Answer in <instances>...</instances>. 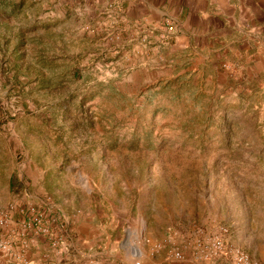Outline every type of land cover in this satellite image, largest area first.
Wrapping results in <instances>:
<instances>
[{
  "label": "rangeland",
  "instance_id": "1",
  "mask_svg": "<svg viewBox=\"0 0 264 264\" xmlns=\"http://www.w3.org/2000/svg\"><path fill=\"white\" fill-rule=\"evenodd\" d=\"M135 3L0 0L4 264H121L125 235L132 264H231L222 235L264 263V65L173 76L179 23Z\"/></svg>",
  "mask_w": 264,
  "mask_h": 264
},
{
  "label": "crops",
  "instance_id": "2",
  "mask_svg": "<svg viewBox=\"0 0 264 264\" xmlns=\"http://www.w3.org/2000/svg\"><path fill=\"white\" fill-rule=\"evenodd\" d=\"M136 1L139 4L135 3L134 7L138 5L143 16L138 14V20L149 19V16L154 19L162 14H173L179 23L180 28L166 46L167 54L173 58L169 60L170 67H173L171 70L173 76L201 75L205 66L214 62L216 57L229 60L241 58L242 62L247 65H264V0ZM130 6L129 2L128 8ZM137 28L136 33H138ZM139 44L141 46L134 45V49L142 50L147 47ZM149 49L152 52L147 56L153 58L159 46L149 47ZM189 66H196V68L191 67L192 72L190 73ZM218 73L226 75L225 72ZM106 233L111 239L112 234ZM88 234L86 238H89ZM126 239L127 235L119 243V258L121 264H132L135 258L142 256L143 248L139 243L138 247L128 245ZM124 241L127 243H123ZM110 251L113 252L114 248L111 247ZM114 254L117 253H112L111 256ZM4 261L1 259L0 264H4ZM143 264H147L146 261ZM155 264L189 263L172 262L163 252V255L157 256Z\"/></svg>",
  "mask_w": 264,
  "mask_h": 264
},
{
  "label": "built area",
  "instance_id": "3",
  "mask_svg": "<svg viewBox=\"0 0 264 264\" xmlns=\"http://www.w3.org/2000/svg\"><path fill=\"white\" fill-rule=\"evenodd\" d=\"M173 30H174V27L172 25H169L168 31L173 32ZM34 220L39 221V219L37 218ZM7 223H8V220L6 218V215L0 214V228L4 229ZM224 231H227V230L224 229ZM223 233L225 232H222V234ZM9 250H11V247L8 244V242L0 240V251H9ZM209 253H211L212 255L218 256V257H221V256L228 257L231 264H264V263L256 261L247 252H245L244 250L240 248H228L225 245L223 235L217 236L216 238L212 239L211 243L209 244L208 250L207 251L205 250L204 257L206 259L209 256ZM172 257L176 259H182L183 254L181 253L180 250H174V252H172Z\"/></svg>",
  "mask_w": 264,
  "mask_h": 264
}]
</instances>
